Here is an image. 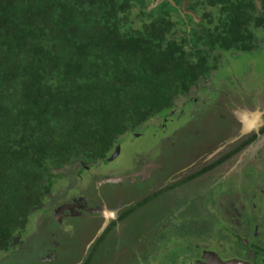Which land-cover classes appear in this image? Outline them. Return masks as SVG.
Listing matches in <instances>:
<instances>
[{
  "label": "trees",
  "instance_id": "16d2710c",
  "mask_svg": "<svg viewBox=\"0 0 264 264\" xmlns=\"http://www.w3.org/2000/svg\"><path fill=\"white\" fill-rule=\"evenodd\" d=\"M155 1L0 0V251L61 170L108 159L207 87L223 52L252 51L264 28V0Z\"/></svg>",
  "mask_w": 264,
  "mask_h": 264
},
{
  "label": "rangeland",
  "instance_id": "374dc122",
  "mask_svg": "<svg viewBox=\"0 0 264 264\" xmlns=\"http://www.w3.org/2000/svg\"><path fill=\"white\" fill-rule=\"evenodd\" d=\"M254 41L252 51L223 52L211 82L193 90L189 99L181 98L174 114L123 137L118 157L76 175L61 170L62 179L54 181L24 231L15 235L10 249L0 251V264H83L89 257L91 264H195L206 248L225 261L248 256L232 241L242 234L250 242L243 234L246 225L238 224L240 215L249 223L250 217L259 218L251 204L263 210L264 136L215 173L132 207L263 126L264 28ZM253 118L258 119L255 127L246 122ZM235 132L237 139L222 138ZM148 166L163 172L159 184L140 170ZM139 178L145 182L141 187ZM96 180L106 188L98 191ZM129 208L120 223L109 225ZM258 232L256 243L264 247V223Z\"/></svg>",
  "mask_w": 264,
  "mask_h": 264
},
{
  "label": "flooded vegetation",
  "instance_id": "af4514ba",
  "mask_svg": "<svg viewBox=\"0 0 264 264\" xmlns=\"http://www.w3.org/2000/svg\"><path fill=\"white\" fill-rule=\"evenodd\" d=\"M157 2H159V0H156L155 1V3H157ZM194 102H195V100H194ZM170 114H174V111L173 112H169L164 118H161V119H165L168 115H170ZM258 119L257 118H253V119H249V120H247L246 122H247V125H249V126H252V127H255L256 125H257V121ZM264 127V124H263V126H261L259 129H258V131L257 132H254L252 135H249L248 137H245V138H243V139H241L240 141H239V143H237L235 146H233V147H231V148H228V149H226L223 153H221V154H218V155H216V157H214L213 159L211 158V159H209L210 161H208L207 163H205L204 165H202L200 168H198V169H196V170H194L192 173H190V174H188V175H185V176H183V177H181V178H179V179H177V180H175V181H169V183H166L164 186H161V188H159V189H157L155 192H153L151 195H149L148 197H145L143 200H140V202H138L137 204H139V203H141L142 201H144L145 199H147V198H149V197H151L152 195H154V194H157V193H159V192H168V191H170L171 189H175L174 191H177L178 189H180V188H183V187H186L188 184H191V183H193L194 181H197V180H199V179H201V178H203L205 175H207V174H213V173H215L217 170H219V168H221L222 166H224L227 162H229L231 159H233V158H236L237 156H239L241 153H243L245 150H247L250 146H252L253 144H255V142L257 141V140H259L262 136H264V134H261L260 133V130L262 129ZM237 132V131H236ZM236 132L234 133V134H229V135H227V136H224V137H222L225 141H230V140H232V139H237V137H239L238 135H236ZM135 135V134H134ZM253 135H256V138H254V140H252L245 148H243V150H241L238 154H236V155H234V156H232L231 158H228V160H226L224 163H221V164H218V165H215V166H212L209 170H206V171H204V169L205 168H207V167H209L210 165H212L214 162H216V161H218L219 159H221L222 157H225L228 153H230V152H232V151H234L237 147H239V146H241L242 144H244L251 136H253ZM223 139H220V141L222 140L223 141ZM122 143H120L118 146H120ZM117 148V147H116ZM116 148H115V150H116ZM115 150H114V152H115ZM114 152H112V154L110 155V157L108 158V159H106L105 161H103L102 163H107L108 161H111L112 159H111V156L114 154ZM116 157H118V155L116 156ZM115 157V158H116ZM149 167V169L147 170L145 167L143 168V167H141L140 168V170H142L143 172L146 170L147 172H148V174H149V179H148V181H152V182H154L155 180L156 181H158V184H159V180H160V178H161V175H163V172H161L160 170H154V169H152V166H148ZM91 167H81V168H77V170H75V169H71V168H68V170L72 173V174H74V175H76L78 172H81V171H83V170H88V169H90ZM186 170V169H185ZM204 171V172H203ZM200 172H202V173H200ZM197 173H200L199 175H196V176H194V178H191L194 174H197ZM75 177V176H74ZM155 179V180H154ZM101 181V180H100ZM100 181H95V184H96V187H97V189H98V191H100V189H101V187H104V188H106V184L107 183H102V184H100ZM139 183H138V187H141L142 185H144L145 184V182H143V181H141L140 180V178H139ZM147 181V183H150V182H148ZM146 183V184H147ZM178 183H180V184H178ZM186 183H187V185H186ZM177 184V185H176ZM113 185V184H112ZM146 186H148V185H146ZM178 187V188H177ZM104 188H102V189H104ZM177 188V189H176ZM262 191H263V194H262ZM261 192H260V194L261 195H263V198H264V190H262ZM161 194V195H159L157 198H160V197H164L165 195L164 194ZM50 196V195H49ZM48 196V197H49ZM89 198V197H88ZM264 200V199H263ZM160 200H158V202H159ZM83 203H84V205H85V203H86V207L87 208H85L84 210L86 211L87 209H90V207H89V201H87V199H84L83 200ZM82 203V204H83ZM137 204L136 205H134V207L136 206L137 207ZM105 204H102L100 207H102V206H104ZM257 208V210H258V212H259V214H258V216H259V218L255 221V217H250L251 218V220H250V222L249 223H247V220H246V218L244 217V215L243 214H241L240 215V217H242L243 216V220L241 221V222H239L238 221V219H239V215L237 214L236 215V219H237V221H238V224H244V225H246V228H247V230H245V233H243L244 235H250V238H251V241L249 242L246 238H244V236L242 237L241 235L242 234H239V235H237L238 237H237V240H236V242H234V239H233V244L235 245H237L238 244V246L240 245L241 247H243V249H245V251L248 253V256H243V258H242V260H238V259H236V257L235 258H233V259H230V260H226L225 261V258H224V256L222 255V253H221V255H222V259H220L219 257H218V255H216L210 248H206V251H204L203 252V254L201 253V254H199L195 259H196V262L198 263V262H200V261H202V259H203V257H204V255L206 254V253H213V254H215L221 261H223V262H228V261H239L240 262V264H258V260H259V257H263V260H261V262L259 263V264H264V247H262V246H260V245H258L256 242L259 240V238H260V236H259V228H260V226H261V224L262 223H264V216L262 217V215H264V205H263V210L262 209H260L259 208V206H253L252 204H251V209L252 210H254V209H256ZM262 210V211H261ZM69 212H71V210H68V212L66 211L65 213H69ZM243 213V212H242ZM70 214V213H69ZM126 213L125 212H123V213H121L116 219H114V220H112L110 223H109V225L110 224H112V222H115V223H120V219L122 220V219H124V217H123V215H125ZM109 217V216H108ZM107 217V218H108ZM123 217V218H122ZM54 221V220H53ZM249 227V228H248ZM241 243V244H240ZM13 245V241H12V243L10 244V246H9V248L8 249H10V247ZM203 247V246H202ZM215 248V247H214ZM216 248H218V247H216ZM217 250H219V249H217ZM210 259H211V257H210ZM213 259V258H212ZM42 260V261H41ZM214 260V259H213ZM42 263L43 262V259H40V261H39V263ZM196 262H195V264H196ZM216 262V261H215ZM43 263H48L47 261H44ZM218 263V262H217ZM239 264V263H238Z\"/></svg>",
  "mask_w": 264,
  "mask_h": 264
},
{
  "label": "water",
  "instance_id": "95a60500",
  "mask_svg": "<svg viewBox=\"0 0 264 264\" xmlns=\"http://www.w3.org/2000/svg\"><path fill=\"white\" fill-rule=\"evenodd\" d=\"M172 3V0H169ZM187 2L184 3L183 5V10L186 8ZM119 153V147L116 148L114 154L111 156V159L115 158ZM213 258L218 264H240L239 261H228V262H223L221 261L215 254L213 253H206L202 259V261L198 262L197 264H210L209 258Z\"/></svg>",
  "mask_w": 264,
  "mask_h": 264
},
{
  "label": "bare ground",
  "instance_id": "6f19581e",
  "mask_svg": "<svg viewBox=\"0 0 264 264\" xmlns=\"http://www.w3.org/2000/svg\"><path fill=\"white\" fill-rule=\"evenodd\" d=\"M209 261H210V264H218L217 262H215V260H213L212 258L210 259L209 258ZM237 264V263H236Z\"/></svg>",
  "mask_w": 264,
  "mask_h": 264
}]
</instances>
